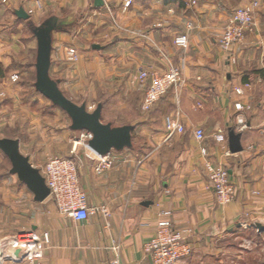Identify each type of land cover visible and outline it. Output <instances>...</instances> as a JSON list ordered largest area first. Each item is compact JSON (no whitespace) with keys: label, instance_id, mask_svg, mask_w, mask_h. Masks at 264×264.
<instances>
[{"label":"crops","instance_id":"0c3cea01","mask_svg":"<svg viewBox=\"0 0 264 264\" xmlns=\"http://www.w3.org/2000/svg\"><path fill=\"white\" fill-rule=\"evenodd\" d=\"M252 1L259 7L251 31L223 52L217 41L228 19ZM122 5V0H106L100 8L94 0H0V93L21 92L10 77L19 75L14 63L28 47L22 38L25 25L47 14L55 23L44 22L52 34L49 77L66 62L65 49L75 47L80 57L66 76L73 81L62 82L60 92L76 105L73 95L85 93L94 103L98 92H110L100 106H78L91 113L100 108V123L111 129L130 128L129 145L108 153L110 169L96 173L97 162L87 152L88 160L77 165L87 205L104 206L107 214L97 212L85 221L46 215L48 224L32 233L48 237L41 264H152L143 246L161 212L170 213L172 230L181 233L190 250L177 264H264V249L245 245L254 230L264 241V233L253 227L264 225V0H196L195 5L190 0H130L128 8ZM19 9L28 19L17 18ZM95 29L100 38L89 42ZM181 36L187 37L185 47L174 43ZM170 66L180 69L181 84L145 113V92L137 95L130 81L140 72ZM133 94L138 100H132ZM167 118L180 129L171 137ZM197 129L204 133L202 142L195 139ZM230 130L240 135L237 153L229 150ZM218 131L224 142L216 141ZM205 160L226 168L235 187L234 200L224 207L215 202ZM18 234L0 233V240ZM0 264L21 263L4 255Z\"/></svg>","mask_w":264,"mask_h":264},{"label":"rangeland","instance_id":"374dc122","mask_svg":"<svg viewBox=\"0 0 264 264\" xmlns=\"http://www.w3.org/2000/svg\"><path fill=\"white\" fill-rule=\"evenodd\" d=\"M122 4V7L126 9L130 4V0H122ZM258 7L259 4L254 8V13ZM47 16L46 14L43 19H35L33 22L29 20L30 22L25 25L26 30L23 32L22 38L26 44L28 43V47H24L25 49L19 52L14 63L19 72V75H16L17 80H11L14 75L10 77L11 83L20 87L21 92L10 95L5 93L0 97V139L17 140L20 153L29 159L30 164L39 171L41 176L44 165L52 158H70L75 162L76 166L81 165L82 158L88 160L84 156L88 151L83 146L78 145L75 151H72L73 142L77 139L80 132L71 129L72 123L68 115L40 95L34 86L37 58V40L34 30L37 29L39 34H44L45 39L50 42L52 34L50 31L45 33L44 28L45 25L52 26L55 23L48 21ZM114 20L112 24L114 28L118 29V24ZM90 34L89 42L99 40L100 31L98 29L91 30ZM89 42L85 44L87 45ZM71 51H75V54L69 55ZM79 57L80 54L75 50V47H67L65 49L66 62L61 63L63 65L58 67L56 73H50V78L57 84L59 91L62 89V82L73 81L66 76L74 69ZM118 85L117 83L114 89L118 88ZM71 86H73V83ZM130 87L135 90L137 95L144 93V90H146V85L139 82L137 78L130 81ZM75 90L81 91L83 88L80 90L76 88ZM62 94H65L64 96L67 98V93ZM84 94L79 93L71 96L77 98L76 102L78 105L88 106V104H94L90 105L89 108H92L91 106H100L111 96L110 92L109 94L98 92L95 100H93L94 103H91V99L89 100ZM132 97V100H138L135 95ZM150 109L144 110L141 104V110L145 113ZM87 112L91 113L89 110ZM10 169L9 159L0 151V233H35L37 226L44 227L48 224L47 221L44 222L46 215L60 213L49 199H46L43 203L35 202L33 194L18 180L16 175L10 174ZM253 234V237H249L250 243L246 242L245 245L249 247L254 245L255 247L253 246V248L261 249L262 247L264 249V241L256 237L255 230ZM246 237L244 236L242 240L239 239L238 242L246 240ZM247 259L250 262L254 260L253 256Z\"/></svg>","mask_w":264,"mask_h":264},{"label":"built area","instance_id":"2783aa9c","mask_svg":"<svg viewBox=\"0 0 264 264\" xmlns=\"http://www.w3.org/2000/svg\"><path fill=\"white\" fill-rule=\"evenodd\" d=\"M106 6V0H103ZM192 5L196 4V0H190ZM258 2L253 1L249 6L237 8L220 35L217 45L223 52H230L236 45L243 42L245 35L251 31L254 21V8ZM190 24L188 29H190ZM175 45L185 47L187 37L181 36L175 39ZM75 54V51L69 52V55ZM12 81L17 80L14 75ZM137 80L146 85L145 95L142 101L144 110L150 109L157 103L166 92L179 84H181V72L178 67L170 66L162 72H140ZM235 93L241 95L242 91L236 89ZM3 94L0 93V97ZM240 110V105H235ZM241 130L244 125L240 121ZM165 129L167 137H171L175 132L180 131L175 121L171 118L165 119ZM264 141V127L262 130ZM195 139L202 142L204 133L201 129L195 131ZM217 142H224L225 135L222 131H218L215 135ZM92 140V134L87 131L79 133L77 139L73 142L72 151H75L78 145L83 146L88 153L96 160V173H102L111 168V160L107 155L101 156L93 151L89 146ZM200 154L206 157L207 151L201 148ZM204 172L212 186L215 202L219 207H224L231 203L236 194L235 187L229 180V174L226 168L221 165H213L209 161L204 162ZM42 177L46 187L49 190V197L61 215L67 216L74 221H85L87 218L97 212L106 215L107 209L104 206L90 208L87 205L85 193L80 189L78 181L77 166L72 159L52 158L42 170ZM172 220L169 212H161L156 222V231L151 238L144 244V252L151 259L152 264H177L186 258L190 250L185 243V239L181 233L172 230ZM48 242L47 234H43L42 238H38L32 233H20L16 237L4 238L0 240V251L2 254L11 257L14 261L21 264H41L43 257V244ZM20 253V256L15 253Z\"/></svg>","mask_w":264,"mask_h":264},{"label":"water","instance_id":"95a60500","mask_svg":"<svg viewBox=\"0 0 264 264\" xmlns=\"http://www.w3.org/2000/svg\"><path fill=\"white\" fill-rule=\"evenodd\" d=\"M104 5L103 0H94V7L100 8ZM19 19H28V15L23 9L16 11ZM44 32L48 29L44 28ZM37 40V58L35 89L44 98L53 105L64 111L71 120L73 131H87L92 134V140L89 141L90 148L98 155L105 156L111 150H121L130 143V128L111 129L108 125L100 123V108L88 113L85 106H78L67 99L58 89L57 84L49 77V55L50 42L45 39L44 34H39L34 30ZM94 49L99 46L94 45ZM229 150L231 153L241 151L240 135L233 131L228 132ZM0 151L9 159L11 164L10 174L16 175L18 180L33 194L35 202H43L49 197V190L45 185L44 178L39 171L29 162V159L23 156L19 151V142L12 139H0ZM253 227L258 233H264V225L255 224ZM15 255L20 256L16 252ZM4 255L0 251V263Z\"/></svg>","mask_w":264,"mask_h":264}]
</instances>
